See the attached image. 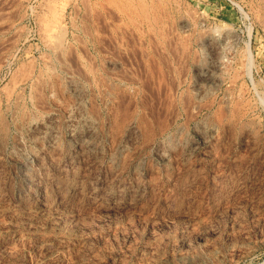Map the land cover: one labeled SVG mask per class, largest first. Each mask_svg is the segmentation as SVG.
Listing matches in <instances>:
<instances>
[{
  "label": "rangeland",
  "instance_id": "obj_1",
  "mask_svg": "<svg viewBox=\"0 0 264 264\" xmlns=\"http://www.w3.org/2000/svg\"><path fill=\"white\" fill-rule=\"evenodd\" d=\"M0 264H264V0H0Z\"/></svg>",
  "mask_w": 264,
  "mask_h": 264
},
{
  "label": "bare ground",
  "instance_id": "obj_2",
  "mask_svg": "<svg viewBox=\"0 0 264 264\" xmlns=\"http://www.w3.org/2000/svg\"><path fill=\"white\" fill-rule=\"evenodd\" d=\"M111 1V0H110ZM132 2V1H131ZM130 3V2H129ZM141 3V2H140ZM146 4H148V3H146ZM132 5V4H131ZM143 5V4H142ZM145 5V4H144ZM51 7V6H50ZM127 8V7H126ZM127 9H129V8H127ZM49 10H50V8H49ZM62 10V9H61ZM124 10H125V8H124ZM52 11V10H51ZM63 11V10H62ZM135 11H137V10H135ZM138 13V12H137ZM147 13H148V11H147ZM59 14V13H58ZM151 14V13H150ZM56 17V16H55ZM60 17H62V16H60ZM59 17V18H60ZM42 18V17H41ZM55 20H56V18H54ZM152 19H153V17H152ZM58 20V19H57ZM60 21H61V18H60ZM155 21V20H154ZM156 22V21H155ZM48 23V22H47ZM46 23V24H47ZM150 23V22H149ZM13 24V23H12ZM49 24V23H48ZM56 24V23H55ZM60 25V24H59ZM10 26V25H9ZM52 26V25H51ZM57 29V28H56ZM60 29V28H59ZM45 30V29H44ZM50 30V29H49ZM43 31V30H42ZM58 31V30H57ZM51 32V31H50ZM53 33V35H54V32H52ZM51 33V34H52ZM63 33V32H62ZM16 35V34H15ZM14 35V36H15ZM57 35V34H56ZM62 38V37H61ZM63 41V40H62ZM52 42V41H51ZM62 43V42H61ZM7 44V43H6ZM59 46V45H58ZM61 48V47H60ZM60 56H61V54H60ZM156 60V59H155ZM91 70V69H90ZM93 71V70H92ZM43 78V77H42ZM24 80V79H23Z\"/></svg>",
  "mask_w": 264,
  "mask_h": 264
}]
</instances>
